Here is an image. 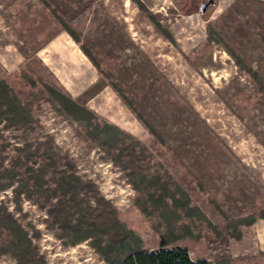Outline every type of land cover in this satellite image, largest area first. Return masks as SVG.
<instances>
[{"label": "rangeland", "instance_id": "rangeland-1", "mask_svg": "<svg viewBox=\"0 0 264 264\" xmlns=\"http://www.w3.org/2000/svg\"><path fill=\"white\" fill-rule=\"evenodd\" d=\"M202 1L0 0V183L37 146L57 157L38 194L0 187V264H114L161 242L264 264V0ZM66 162L86 185L61 204L93 232L77 243L47 213L61 195L44 202Z\"/></svg>", "mask_w": 264, "mask_h": 264}, {"label": "trees", "instance_id": "trees-1", "mask_svg": "<svg viewBox=\"0 0 264 264\" xmlns=\"http://www.w3.org/2000/svg\"><path fill=\"white\" fill-rule=\"evenodd\" d=\"M61 22V19H60ZM159 26V23L156 22ZM64 28L74 37L73 32L68 28L65 23H62ZM75 38V37H74ZM82 50L91 58L90 53L82 46ZM93 60V59H92ZM94 62V61H93ZM95 63V62H94ZM32 82V83H31ZM31 84H34V81L31 80ZM0 86L3 91L7 92L8 89L7 84L0 80ZM44 86L48 89L49 86L44 84ZM62 99V106L59 107L61 111H64L67 114H70L77 119H81L80 114H88L89 116H93L94 114L88 110L87 108L81 106L76 101H74L70 96L60 93L59 94ZM6 98V97H4ZM140 118H142L140 116ZM143 120V119H142ZM152 130V129H150ZM39 149V150H38ZM36 154L39 156V162L36 167L30 165V157L29 155L24 159H21L20 163L25 167L26 171L30 173L29 175H23L17 177L15 179L17 183L13 185V178L10 179L9 182L2 184L0 183V187L4 189V186H12V194L14 200L20 198L23 193L26 197H30L34 195V193L38 194L36 191L40 190L42 182L39 179H42L44 174L48 172L49 168L53 170L57 168V157L55 154L50 152L49 149L45 145L37 146ZM13 164H17L16 162ZM66 169L62 171L57 177H55L54 186L45 187V191L48 194L44 197V202L50 200L51 195L60 194L62 198L59 199L58 202L53 203L49 202L47 213L52 215L55 218V221H58L60 228L63 232L70 237V243H77L82 239H86L92 236V231L88 227H84L82 223L78 220L79 217H76L74 214V210H70L69 208H64V205L61 204L64 201L75 202L73 195L81 191L86 183H84L80 178H78L73 172L68 170L70 167V163L66 162ZM14 176V175H13ZM85 190V189H84ZM57 196V195H56ZM73 216L77 219L73 221ZM74 217V218H75ZM254 217H250L247 221L249 224L253 222ZM242 236L241 232L235 236ZM123 239H121V245L123 246L125 243ZM97 251L102 253L107 257V253L113 250V245H96ZM114 264H212L208 259H193L189 255L188 250L185 247L177 246V247H165V243L161 242L160 246L156 249L147 250L139 247L133 248L127 254L125 259L115 262Z\"/></svg>", "mask_w": 264, "mask_h": 264}, {"label": "water", "instance_id": "water-1", "mask_svg": "<svg viewBox=\"0 0 264 264\" xmlns=\"http://www.w3.org/2000/svg\"><path fill=\"white\" fill-rule=\"evenodd\" d=\"M209 3H215V0H203L200 5V11H203Z\"/></svg>", "mask_w": 264, "mask_h": 264}]
</instances>
